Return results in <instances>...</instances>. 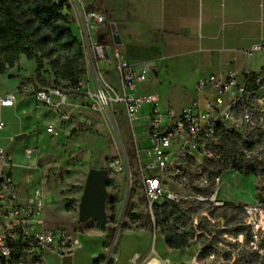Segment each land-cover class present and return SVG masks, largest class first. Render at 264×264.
I'll return each instance as SVG.
<instances>
[{
  "label": "built area",
  "instance_id": "1",
  "mask_svg": "<svg viewBox=\"0 0 264 264\" xmlns=\"http://www.w3.org/2000/svg\"><path fill=\"white\" fill-rule=\"evenodd\" d=\"M55 1L58 4L59 0ZM105 32L109 34V40H105ZM100 36H103L102 40ZM76 37L83 50L84 75L73 87L46 79L34 92V97L40 105L55 113H62V106L71 102L72 96L87 97L95 103L94 108L103 122L112 125V130L118 134L121 131L114 120L117 106H121L134 138L137 180L153 228L156 229L153 209L158 202L206 203L211 208H221L229 202L219 195L220 175L210 180L206 166L217 157L215 142L221 136L230 133L244 136L250 130L264 131V67L257 71L234 69L202 77L190 88L188 103L179 109L167 106L160 110L157 92L140 95L137 91V86L152 74L156 62L129 63L121 58L103 13L84 11ZM261 48V43L254 44L246 54ZM102 64L113 66L112 79L107 77L106 67ZM14 104L13 92L0 96V108ZM144 104L151 106L142 114L140 109ZM135 120H142L143 130L139 134L134 130ZM4 127L5 122L0 118V264H49L48 255L58 258L59 264H67L64 258L71 256L69 264H72L73 252L81 246L77 234L63 227L47 225L44 193L40 187L22 184L16 179L13 157L1 144ZM47 131L53 132V128L48 127ZM139 135L144 137V144L137 139ZM122 147L130 184L132 173L123 142ZM33 152L34 149L27 148L24 153L30 165L36 159ZM236 205L242 208L239 226L249 231L247 246L262 253L264 205L260 201ZM188 215L196 235H209L199 230L202 220L224 225L223 218H212L206 209L198 210L194 206ZM238 236L243 243V233ZM149 257L142 258L135 252L129 263L147 264Z\"/></svg>",
  "mask_w": 264,
  "mask_h": 264
},
{
  "label": "rangeland",
  "instance_id": "2",
  "mask_svg": "<svg viewBox=\"0 0 264 264\" xmlns=\"http://www.w3.org/2000/svg\"><path fill=\"white\" fill-rule=\"evenodd\" d=\"M35 68L34 59L27 60L20 55L15 66L7 71V76L0 75V92H6L19 80L18 92L21 96L28 95L27 99H22L24 108L20 114L6 113L1 116L6 123L1 133V144L13 157L16 179L22 184L42 189L47 225L63 227L77 234L81 246L75 248L72 264H105L106 259L99 258L101 255L112 259V264H130L133 253L147 258L152 250L154 252L147 264H264V251L259 253L261 259L257 258L253 248L245 246L244 241L241 243L239 236L229 233L234 226H225L220 222L215 233L208 237L205 235L206 245L214 244L213 252L205 257H198L204 247L199 235H195L190 246L184 250L167 248L159 230L145 219L144 198L134 159V138L121 106H117L114 120L121 134L113 131L112 125L103 122L94 108L95 103L84 96H72V101L62 106V113L52 112L34 97V92L42 84L36 78ZM41 74L45 79L52 78L51 67L46 60H43ZM148 82L137 86L140 95L153 92ZM156 87L154 91L159 95L157 107L160 110L167 105L177 109L188 101L186 91L189 86L161 84ZM150 106L144 104L140 113H146ZM81 116L92 122L80 119ZM141 124L142 120L133 121L138 134L143 130ZM48 127H52L53 132H48ZM18 134H24L23 139L16 140ZM137 139L144 144L143 136L139 135ZM122 142L132 173L130 184ZM27 148L34 149V165H30L25 157ZM91 168L107 169L113 179L106 187L105 213L108 221L105 225L92 219H79V205ZM220 180L219 195L229 203L260 201L264 205V175H241L227 170L220 174ZM259 193L262 200L258 199ZM220 230L227 232L218 234ZM47 259L49 264H59L58 258L53 255H48ZM95 260L98 261L95 263Z\"/></svg>",
  "mask_w": 264,
  "mask_h": 264
},
{
  "label": "crops",
  "instance_id": "3",
  "mask_svg": "<svg viewBox=\"0 0 264 264\" xmlns=\"http://www.w3.org/2000/svg\"><path fill=\"white\" fill-rule=\"evenodd\" d=\"M66 4L64 12L75 36L83 12L91 8L104 14L110 31L114 26L120 41L114 45L121 58L129 63L156 62L148 79L153 92L161 84L189 86L188 101L179 108L190 101L189 90L202 77L264 67V0H66ZM104 38L110 39L107 32ZM257 43L262 48L247 55ZM102 66L112 79L113 66ZM18 86L19 80L0 92V96L8 91L15 96L14 106L0 108L1 119L24 108L22 99L28 95L21 96Z\"/></svg>",
  "mask_w": 264,
  "mask_h": 264
},
{
  "label": "trees",
  "instance_id": "4",
  "mask_svg": "<svg viewBox=\"0 0 264 264\" xmlns=\"http://www.w3.org/2000/svg\"><path fill=\"white\" fill-rule=\"evenodd\" d=\"M66 8L65 0H59L58 4L55 0H0V75L6 74L15 66L19 56L24 55L27 60H35V75L42 84L46 80L41 74L43 60L51 67V79L55 83L64 87L77 84L85 73L84 55L77 37L68 26L69 15L64 12ZM88 11L93 9L89 8ZM215 152L217 157L206 166L210 180L227 170L241 175H264V131L250 130L244 136L235 133L223 135L215 145ZM194 206L198 210H208L212 218H223L225 226H234L229 233L234 237L243 233L244 245H248L249 231L239 226L243 217L239 205L227 202L221 208H211L206 203L187 202L180 205L165 200L154 205L153 217L167 248L190 246L196 230L188 213ZM145 219L151 224L147 211ZM218 224L202 220L199 230L213 234ZM226 232L220 230L217 233ZM198 237L204 246L198 253V257L202 258L213 252L214 244L206 245L207 238L203 234ZM253 254L261 259L256 250H253ZM99 258L106 259L104 255ZM107 264H112V259Z\"/></svg>",
  "mask_w": 264,
  "mask_h": 264
},
{
  "label": "water",
  "instance_id": "5",
  "mask_svg": "<svg viewBox=\"0 0 264 264\" xmlns=\"http://www.w3.org/2000/svg\"><path fill=\"white\" fill-rule=\"evenodd\" d=\"M111 32L114 44H118L120 41L114 26L112 25ZM99 39L102 40L103 36H100ZM23 137L24 134H18L15 136V139L21 140ZM217 144L218 142H215V145ZM31 164H36V159H33ZM112 181L113 179L109 175V171L107 169L91 168L89 170L79 205V219L81 221L92 219L99 222L101 225H105L107 223L108 219L105 213V201L107 198L106 187L108 184L112 183ZM258 199H263L260 193L258 194ZM107 261L108 259L106 258L105 264H107ZM64 262L67 264L71 263V256L65 257Z\"/></svg>",
  "mask_w": 264,
  "mask_h": 264
},
{
  "label": "bare ground",
  "instance_id": "6",
  "mask_svg": "<svg viewBox=\"0 0 264 264\" xmlns=\"http://www.w3.org/2000/svg\"><path fill=\"white\" fill-rule=\"evenodd\" d=\"M149 261V260H148Z\"/></svg>",
  "mask_w": 264,
  "mask_h": 264
}]
</instances>
